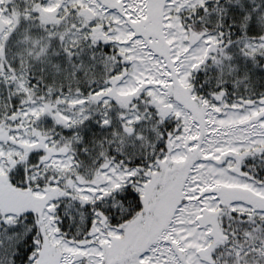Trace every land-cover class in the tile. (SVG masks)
I'll use <instances>...</instances> for the list:
<instances>
[{"label":"snow or ice","instance_id":"6c2138e0","mask_svg":"<svg viewBox=\"0 0 264 264\" xmlns=\"http://www.w3.org/2000/svg\"><path fill=\"white\" fill-rule=\"evenodd\" d=\"M0 264H264V0H0Z\"/></svg>","mask_w":264,"mask_h":264}]
</instances>
